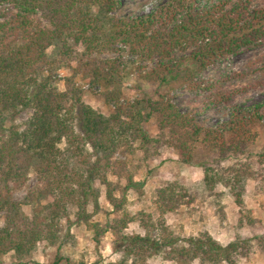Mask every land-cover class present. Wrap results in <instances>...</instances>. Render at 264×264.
Listing matches in <instances>:
<instances>
[{
    "label": "trees",
    "instance_id": "obj_1",
    "mask_svg": "<svg viewBox=\"0 0 264 264\" xmlns=\"http://www.w3.org/2000/svg\"><path fill=\"white\" fill-rule=\"evenodd\" d=\"M121 6L122 0H0V264L9 254L16 264H39L31 259L38 244L60 247L71 240L64 222L72 211L85 216L98 196L95 184L118 217L87 228L95 244L111 234V250L120 255L114 264H147L160 254L175 264H235L251 248V240L221 246L207 232L181 237L172 230L167 216L196 202L177 182L156 190V217L143 210L127 213V191L141 193L143 187L127 159L138 150L157 156L165 148L191 165L204 148L217 156L202 166L205 191L229 196L243 211L246 184L259 173L248 160L223 162L243 155L258 138L264 100L250 106L235 100L263 83L264 59L248 61L240 72L220 70L241 51L264 47V0H164L141 15H120ZM212 67L219 72L205 78ZM60 69L71 76L60 79ZM253 74L258 80L233 84ZM77 78H89L90 89L100 91L114 112L105 117L84 104ZM127 78L169 91L185 88L199 107L182 112L170 92L123 101L120 85ZM21 112L24 120L4 126ZM208 112L226 116L208 125L199 120ZM151 117L153 136L144 126ZM31 173L37 183L30 189ZM123 175V186L109 180ZM21 191L24 197L16 200ZM34 204L27 215L23 207ZM132 223L141 234L126 232ZM255 239L264 245V236ZM56 257L55 263L61 261Z\"/></svg>",
    "mask_w": 264,
    "mask_h": 264
},
{
    "label": "rangeland",
    "instance_id": "obj_2",
    "mask_svg": "<svg viewBox=\"0 0 264 264\" xmlns=\"http://www.w3.org/2000/svg\"><path fill=\"white\" fill-rule=\"evenodd\" d=\"M164 0H122L120 15L145 14L160 2ZM50 57H54L56 48L49 50ZM77 54L82 53V48L76 50ZM113 54L101 55L102 58L113 57ZM125 59H129L127 54H123ZM257 58L264 59V47H258L249 51H241L236 56L231 57L221 66L220 71L232 70L240 72L245 69L248 61ZM75 64L72 63V66ZM131 67H128L130 70ZM218 69L210 68L203 73L205 78L213 77L218 73ZM60 79L71 76V71L60 69L57 71ZM259 76L253 74L243 81H234L235 85H246L249 82L258 80ZM263 83L256 88L248 89L244 94L238 95L235 102L240 106H250L260 103L264 100V78ZM89 78H77L75 84L82 92V102L94 110L107 117L114 112V109L107 106L101 98V92L91 90L89 87ZM61 90H64L63 82L58 84ZM170 92L169 95L174 103L182 112L196 111L198 105L190 102L193 95L185 88L169 91L164 85L157 84H137L134 80L127 78L120 85L121 99L123 101L133 102L135 98L141 97V94L154 97L157 93ZM226 116L224 112L213 114L202 113L199 116L200 121H205L208 125L214 124L217 120ZM27 114L21 112L17 119H10L4 126L8 127L12 122L24 120ZM2 121H0L1 123ZM149 135L156 134L155 119L149 118L144 124ZM258 138L254 143L248 145L243 155L228 157L223 162L224 165L234 160H248L254 164V169L259 173V178L249 181L246 184L244 195V209L240 212L229 196H223L221 199L215 196H209L204 189L202 166H210L217 161V156L204 148H198L194 163L184 165L177 161L176 157L167 149L160 148L157 156H152V150L146 152L136 151L129 157V169L134 174V179L143 182L141 193L127 191V204L125 211L129 214H135L140 210L151 213L156 217L157 211L153 201L156 196V190L164 187L168 183L177 182L183 185L189 193H193L196 202L190 207L182 206L174 214L167 216L166 223L181 237L195 236L199 232H207L221 246H226L237 239L251 240V248L245 257H238L234 260L235 264H264V245L258 244L255 238L264 236V122L257 129ZM138 144V143H137ZM136 144V145H137ZM125 175L120 177L109 176L113 183L125 184ZM36 178L33 173L29 175L26 188H34ZM98 196L94 202L89 203L84 217H77L73 211L69 220L65 223V229L72 236L64 245L60 247H48L45 243L38 244L36 250L32 253V261L39 264H66L68 259L71 264H114L120 257L119 254L111 250L112 236L106 232L99 243L93 242L94 233L88 230L87 225L97 224L100 227L110 223L118 215L112 212L105 201L104 188L98 184L94 185ZM24 192L21 191L15 195L16 200H22ZM43 203V202H42ZM35 206L23 207L24 212L31 216L32 209ZM251 218L252 224H249L245 217ZM242 219V223L239 222ZM126 232L129 234L140 233L141 230L135 223L129 224ZM61 261L56 262L57 257ZM13 255L9 254L4 258V264H16ZM147 264H175L172 261L165 260L163 254L150 259ZM226 264V263H221Z\"/></svg>",
    "mask_w": 264,
    "mask_h": 264
}]
</instances>
